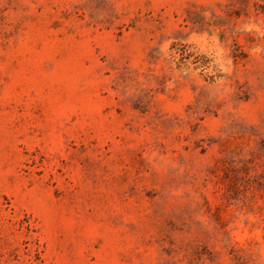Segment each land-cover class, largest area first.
Segmentation results:
<instances>
[{
    "label": "rangeland",
    "instance_id": "rangeland-1",
    "mask_svg": "<svg viewBox=\"0 0 264 264\" xmlns=\"http://www.w3.org/2000/svg\"><path fill=\"white\" fill-rule=\"evenodd\" d=\"M0 264H264V0H0Z\"/></svg>",
    "mask_w": 264,
    "mask_h": 264
}]
</instances>
